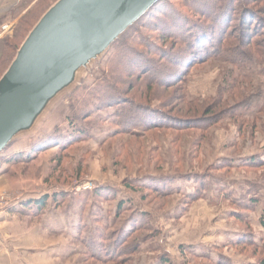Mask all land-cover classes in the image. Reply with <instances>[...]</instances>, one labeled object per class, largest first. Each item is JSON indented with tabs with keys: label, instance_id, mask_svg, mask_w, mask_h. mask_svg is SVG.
Returning a JSON list of instances; mask_svg holds the SVG:
<instances>
[{
	"label": "rangeland",
	"instance_id": "obj_1",
	"mask_svg": "<svg viewBox=\"0 0 264 264\" xmlns=\"http://www.w3.org/2000/svg\"><path fill=\"white\" fill-rule=\"evenodd\" d=\"M218 1L168 4L173 15L202 19L182 29L143 16L32 135L0 154L2 264L260 263L264 0ZM221 8L230 50L221 52L222 44L213 53V46L190 64L193 31H213ZM245 14L254 17L251 45L238 41L248 29ZM8 23L5 34L0 25L3 73L36 24L12 54L5 35L17 30ZM28 28L20 26L22 36ZM141 78L158 83L157 92ZM111 85L129 95L124 105L113 101L119 94ZM147 95L152 111L138 116L135 104ZM44 197L47 206L34 207Z\"/></svg>",
	"mask_w": 264,
	"mask_h": 264
},
{
	"label": "water",
	"instance_id": "obj_2",
	"mask_svg": "<svg viewBox=\"0 0 264 264\" xmlns=\"http://www.w3.org/2000/svg\"><path fill=\"white\" fill-rule=\"evenodd\" d=\"M159 0H56L0 77V153L32 135Z\"/></svg>",
	"mask_w": 264,
	"mask_h": 264
},
{
	"label": "trees",
	"instance_id": "obj_3",
	"mask_svg": "<svg viewBox=\"0 0 264 264\" xmlns=\"http://www.w3.org/2000/svg\"><path fill=\"white\" fill-rule=\"evenodd\" d=\"M31 0H26L25 3L23 2V4L19 7V8H15L12 10V14H13V17H15L18 13L22 12L27 4L30 2ZM56 0H38V2L30 9L27 11V13L21 17L20 19V22L18 24H15L14 26V30H17L11 34H8V35H5V39L7 38L8 39V42L5 44L4 42V50H10L12 51V54H15L16 50L18 49L20 43L22 42L23 38L25 37V35L27 34V32L31 29V27L36 23V21L38 20V18L55 2ZM172 1H177V0H159L155 5H153L150 10L144 15L145 17H148L149 18V21L150 22H153L154 20H161V21H169L171 23V27L172 29H174L173 27L174 26H177L179 27L178 29H182V26L184 24V22L187 20L189 21L190 20V23L193 21V22H202L201 20L202 19H199L198 17H195V16H190L188 14H184V15H173L171 14L169 11V8L167 7L168 4H171ZM222 1H226V0H219L218 3L219 5L218 6H221V3ZM226 8H221L220 11H219V14L216 13L218 16H216V19H218V23L217 25L214 26V30L213 31H210L206 34H203L202 32H198L199 29L197 28L195 31H193L192 35L194 34V37H193V40L190 42L191 43V46L193 47V53H191L190 55L187 56V61H190V64L192 63V61H199V60H204V57H201L200 55L202 54V51L203 50H211L212 47L214 46L213 48V53L216 51V48H218L219 46H221L223 44V47L225 45H227L231 38L229 36V33H226V24L227 23H230V22H226L228 21V16L227 18L226 17H223L222 18V11L225 10ZM191 11V10H189ZM199 15V14H198ZM228 15V14H226ZM255 15V14H254ZM34 16L35 17V20L34 18L32 17ZM145 17H143L142 19H140L139 23L143 22ZM244 20V23L246 22H249L248 24L246 23V27H248L247 31L245 32V35L242 39L238 40L239 42L240 41H246L248 39H250V42H249V45H251V42L253 40V37H255V35H257V33L254 32V27H251V21L253 22L254 20V17L253 18H250L249 17V14H245L242 18ZM255 19L256 16H255ZM4 19H1L0 20V25L2 24ZM209 20L211 21V18L209 16ZM230 21V20H229ZM206 23V22H205ZM24 24L26 27L29 26V28L27 29L26 33L24 34V36H22V31L20 29V26ZM193 24V25H192ZM190 24V26L192 25V27L195 26L194 23ZM232 26V24L228 26V28H230ZM254 32V33H252ZM260 35V34H259ZM12 37V38H10ZM208 37H213L215 38V44L212 45V44H209L208 42ZM5 41V40H4ZM2 46V43L0 44ZM245 45V44H244ZM217 46V47H216ZM159 47H161L159 45ZM197 47H201L203 49H201L200 51L197 50ZM216 47V48H215ZM228 49V51L230 50V45H227L225 46V48L222 49L221 52H223L224 50L226 51ZM12 58V56L9 58V60ZM4 60V59H3ZM2 60V61H3ZM8 60V62H9ZM7 62V64H8ZM189 63V62H188ZM7 64L4 65V70L6 69L7 67ZM1 62H0V66H1ZM136 68V66H134ZM3 70V71H4ZM185 70H187V65L186 67L185 66H182V68L176 73V75H174V78L175 80L173 81H179L181 80L182 78V75L185 74ZM3 72H0V76ZM159 73V72H158ZM165 78V76H163L161 79ZM172 79V78H170ZM162 81V80H160ZM170 82V80H169ZM158 85V83L156 82H153V81H150L149 79L145 78V79H140V85L141 86H145V89H148V90H151V93L153 92V89H154V92H157L155 90V85ZM170 87L169 84H166L165 85V88L167 87ZM140 89V87H138ZM164 88V87H163ZM111 89H113V91H115L117 94H119V96H114L113 98V101H116V103H121L123 102L122 105L125 104V102H127L129 100V95L127 94V92H125L124 90H120L119 88H117L116 86L114 85H111ZM158 90H159V87H158ZM141 93V92H140ZM149 92H146V94H148ZM142 94V93H141ZM140 98V97H139ZM152 96H149L147 95V99H144L143 96L140 98V102L138 101L137 104H135L136 106V112H137V115H141V114H146V113H150L152 111V105H151V102L149 103V101L147 100H150L152 101ZM145 101V103H141L142 101ZM90 115V114H89ZM144 122L143 123H147L146 120H143ZM65 138V136L63 137V139ZM61 139V137H58V140H54L52 139V141H59ZM53 142H49L48 144H46V146H51ZM71 140L68 142L70 143ZM56 143V142H54ZM63 141H60L59 143V146H62L64 144H62ZM58 144V142H57ZM40 149V148H39ZM37 150V149H36ZM5 151V150H4ZM4 151H2L0 154H2ZM47 200H48V197H44L42 200H39L37 201L38 204H36L34 207H37L39 205L40 209H44L46 206H47ZM125 203V202H124ZM124 203H121L119 205V208L122 209L123 206L125 205ZM263 226H264V220H263ZM259 264H264V258H262V260L260 261Z\"/></svg>",
	"mask_w": 264,
	"mask_h": 264
},
{
	"label": "crops",
	"instance_id": "obj_4",
	"mask_svg": "<svg viewBox=\"0 0 264 264\" xmlns=\"http://www.w3.org/2000/svg\"><path fill=\"white\" fill-rule=\"evenodd\" d=\"M25 1L26 0H0V17H3L2 19H4L1 24L2 26L1 32H2L3 26L9 24L8 22H10V24L11 23L16 24L18 22V16L16 15L15 17H13L12 10L15 8H19L23 4V2L25 3ZM37 2L38 0H31L27 4L26 8L21 12L22 15L26 14L27 11L30 10ZM4 255L5 253H2V254L0 253V264H2L1 259L2 257H4ZM4 264H10V262L7 261Z\"/></svg>",
	"mask_w": 264,
	"mask_h": 264
},
{
	"label": "built area",
	"instance_id": "obj_5",
	"mask_svg": "<svg viewBox=\"0 0 264 264\" xmlns=\"http://www.w3.org/2000/svg\"><path fill=\"white\" fill-rule=\"evenodd\" d=\"M7 26H8V24L3 26V28H2V34H4L5 32L8 31V28L9 27H7Z\"/></svg>",
	"mask_w": 264,
	"mask_h": 264
}]
</instances>
